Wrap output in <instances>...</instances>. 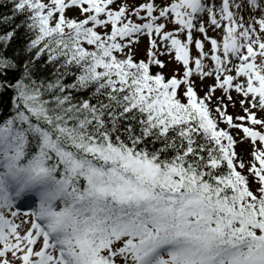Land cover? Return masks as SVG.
<instances>
[{"label": "snow or ice", "instance_id": "6c2138e0", "mask_svg": "<svg viewBox=\"0 0 264 264\" xmlns=\"http://www.w3.org/2000/svg\"><path fill=\"white\" fill-rule=\"evenodd\" d=\"M0 6V264H264V0Z\"/></svg>", "mask_w": 264, "mask_h": 264}, {"label": "rangeland", "instance_id": "374dc122", "mask_svg": "<svg viewBox=\"0 0 264 264\" xmlns=\"http://www.w3.org/2000/svg\"><path fill=\"white\" fill-rule=\"evenodd\" d=\"M133 1H134V0H129L130 3H133ZM157 2L159 3V0H157ZM69 13L72 14V15H77V11H76V9H73V10H72L71 12H69ZM209 34H210V35H213V33H211V32H209ZM146 50H147V39H146V38H142L141 41H140V43H139V45L136 46L135 51H136V53H143V52H145ZM163 59H165V61L167 62L168 57H163ZM174 67H177V65H175V63L173 62V63L169 64V67L166 68V70H167V71H170V69H171V68H174ZM210 82H211V81H208V83H210ZM197 84H198V89H197V90L200 91V94L202 95V94H203L202 91H201L202 85H200L199 80H197ZM231 111H232V109L230 108V109H229V112H231ZM221 126H223V125H221ZM248 147H249L248 144L238 145L236 150H237L238 152H240L242 149H243V150L248 149ZM244 154H245V156H247V151H245Z\"/></svg>", "mask_w": 264, "mask_h": 264}, {"label": "trees", "instance_id": "16d2710c", "mask_svg": "<svg viewBox=\"0 0 264 264\" xmlns=\"http://www.w3.org/2000/svg\"><path fill=\"white\" fill-rule=\"evenodd\" d=\"M8 9L6 8V7H3V6H0V13H3V12H6ZM137 59H146V56H144V55H140V57L139 58H137ZM156 69H153V71H155Z\"/></svg>", "mask_w": 264, "mask_h": 264}]
</instances>
